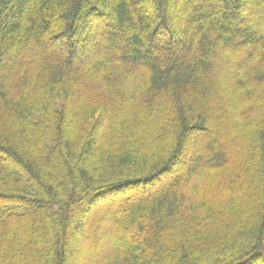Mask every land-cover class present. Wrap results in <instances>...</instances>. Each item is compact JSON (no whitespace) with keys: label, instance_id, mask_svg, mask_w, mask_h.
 Masks as SVG:
<instances>
[{"label":"trees","instance_id":"trees-1","mask_svg":"<svg viewBox=\"0 0 264 264\" xmlns=\"http://www.w3.org/2000/svg\"><path fill=\"white\" fill-rule=\"evenodd\" d=\"M73 258L264 264V0H0V264Z\"/></svg>","mask_w":264,"mask_h":264},{"label":"rangeland","instance_id":"rangeland-1","mask_svg":"<svg viewBox=\"0 0 264 264\" xmlns=\"http://www.w3.org/2000/svg\"><path fill=\"white\" fill-rule=\"evenodd\" d=\"M75 237H77V240H79L81 235L79 234V235H76ZM80 263L81 262L79 261V259L73 258L72 264H80ZM81 264H83V263H81Z\"/></svg>","mask_w":264,"mask_h":264}]
</instances>
